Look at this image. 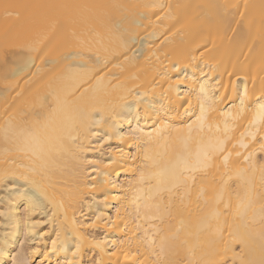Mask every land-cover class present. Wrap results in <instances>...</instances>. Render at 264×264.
<instances>
[{
  "label": "bare ground",
  "instance_id": "6f19581e",
  "mask_svg": "<svg viewBox=\"0 0 264 264\" xmlns=\"http://www.w3.org/2000/svg\"><path fill=\"white\" fill-rule=\"evenodd\" d=\"M261 103L264 0H0V264H264Z\"/></svg>",
  "mask_w": 264,
  "mask_h": 264
},
{
  "label": "snow or ice",
  "instance_id": "6c2138e0",
  "mask_svg": "<svg viewBox=\"0 0 264 264\" xmlns=\"http://www.w3.org/2000/svg\"><path fill=\"white\" fill-rule=\"evenodd\" d=\"M243 103V102H241ZM258 116L260 117V119L264 120V103H261L259 105V112H258ZM35 186V185H34ZM37 193L38 195L36 194H32V193H28L27 190H23L21 193H17V194H24V195H32L34 196V200H33V204L30 205V207H33V206H39V204H42L43 201L40 199L41 196H43V193L39 191V189L37 188ZM53 243V246H55V243L56 241H52ZM80 251L79 247L76 248V252L78 253ZM4 253L0 252V255H3ZM16 264H20L19 261L16 262Z\"/></svg>",
  "mask_w": 264,
  "mask_h": 264
},
{
  "label": "rangeland",
  "instance_id": "374dc122",
  "mask_svg": "<svg viewBox=\"0 0 264 264\" xmlns=\"http://www.w3.org/2000/svg\"><path fill=\"white\" fill-rule=\"evenodd\" d=\"M25 246V245H24Z\"/></svg>",
  "mask_w": 264,
  "mask_h": 264
}]
</instances>
